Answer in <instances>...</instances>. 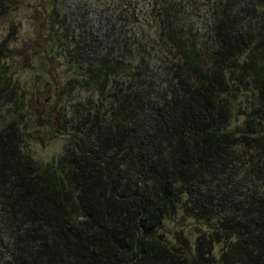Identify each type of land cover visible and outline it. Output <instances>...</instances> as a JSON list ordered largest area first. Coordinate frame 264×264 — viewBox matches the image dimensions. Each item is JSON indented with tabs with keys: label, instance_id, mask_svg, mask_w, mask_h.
I'll list each match as a JSON object with an SVG mask.
<instances>
[{
	"label": "trees",
	"instance_id": "trees-1",
	"mask_svg": "<svg viewBox=\"0 0 264 264\" xmlns=\"http://www.w3.org/2000/svg\"><path fill=\"white\" fill-rule=\"evenodd\" d=\"M1 23L0 264H264V0H0ZM29 54L68 141L50 164Z\"/></svg>",
	"mask_w": 264,
	"mask_h": 264
},
{
	"label": "rangeland",
	"instance_id": "rangeland-1",
	"mask_svg": "<svg viewBox=\"0 0 264 264\" xmlns=\"http://www.w3.org/2000/svg\"><path fill=\"white\" fill-rule=\"evenodd\" d=\"M27 11L20 16L22 22V28L20 30L17 43L13 44L12 48L15 50L21 49L25 44H28L34 38H36V27L29 20ZM7 25L1 23L0 36L3 37L6 34ZM23 61L20 80L27 88H30L28 97L29 101V123L30 128L28 134L30 135V148L34 154L35 159L50 164L54 159L58 158L64 152V147L68 143L67 138L56 134L58 117L53 115L48 118L49 106H44V101L50 96H53V92H48V82L56 84V80L49 78L47 67L43 64V61L38 57L34 59L32 54H29L27 58H17L16 62ZM32 62V63H29ZM56 66V65H55ZM58 80L61 85L66 83V75L63 73V69L57 67ZM54 102V100L52 101ZM53 104V103H52ZM193 237L191 235V229L187 228L182 231L180 226H176L172 235L168 237L172 242L186 240V238Z\"/></svg>",
	"mask_w": 264,
	"mask_h": 264
}]
</instances>
